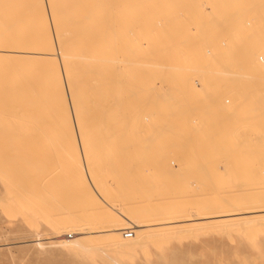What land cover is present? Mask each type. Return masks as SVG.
Returning <instances> with one entry per match:
<instances>
[{
  "label": "rangeland",
  "instance_id": "374dc122",
  "mask_svg": "<svg viewBox=\"0 0 264 264\" xmlns=\"http://www.w3.org/2000/svg\"><path fill=\"white\" fill-rule=\"evenodd\" d=\"M199 1L156 0L154 1L155 4L152 3L151 6H149V4L146 8H144L145 5H142L141 8L143 9V13L141 8H139V12H141L139 14L145 16L143 17L142 15V19H146V17L149 18L153 15L152 12L157 10L153 15V20L157 17L161 20V23L164 21V26L158 23L156 27L155 23L146 22V25L149 23L148 27H152L153 29H151L153 32H150V29L145 28V23L144 25H139L145 30L144 34V31L139 28L144 34H141L140 37L138 36L141 39L137 37L141 45L134 39L136 37L134 33H141L139 29L134 32L131 30L133 33H131L130 30L128 32L126 31L129 24L134 23L135 17H133L134 19L130 18L127 20L129 24L125 22V19H127L126 17L124 19L125 21H123V18L118 19L120 22L113 19L115 21L113 22L116 24L114 26H117L116 28H118L119 25H117V23L122 22V26H119L121 29L118 28L121 31L113 26L111 20L114 30L116 29L115 33L118 31V34H120V36H117L118 34L116 35V37H121V39H119L120 42L112 32L113 28L110 29L112 30L111 32L108 31L110 36L106 34L107 32L105 31L103 32V34H105H102L104 37H102V39L100 38V42L104 43L106 39L105 41L110 43L108 49L112 53V55L110 54L112 60L117 58V56L112 57L113 54H117L114 48L116 52H120L124 45L126 49V42L128 41L130 46H128L127 49L134 54L137 53L136 55L140 53H144L145 55L147 53L148 55L146 57H148V59L152 58L151 61L154 60V64L158 68L156 72H159V78H157V74L156 77L154 75L155 78H153L150 73L155 71L153 68L155 67L153 66L154 64L152 68H150L151 62L149 63L148 61L147 64V62H145L147 59L145 56H137L136 59H134V55L129 53L133 55L130 59L132 58L135 61L138 60L137 62L143 59L145 64L149 66L148 69H145L148 66H145L142 61L143 64H140L144 65L143 69L145 70H140L142 66L140 67V64L138 65V63H136L138 68L140 67L138 70L135 69L138 71V73L135 74L137 77L139 76L138 78H141L139 82H142V80H146L145 82L148 84L151 80L153 84L155 82L153 88H148L150 91L147 89L149 92L148 95L145 93L146 88L142 87L145 89H143L144 91L142 90L143 93H145L148 98L144 97L145 95L142 94L139 88L138 90L141 92L140 95H137V97L134 93H138V91H135V88L138 87L136 85L139 83L138 78H135L138 82L137 84L135 83L136 85L134 84V79H132L134 82L130 79L129 81H131V83L128 82V85H125L126 92L128 87L130 89L127 95H131L130 91L135 87L132 94L133 100L137 98L134 101H139L143 97L145 101L143 102L142 98L140 102L144 103L146 110L149 108L148 112L143 108V116L147 115V113L149 114L144 116L147 117L145 120H143L144 118L140 120L142 121L140 123L141 128H138L139 131L135 129L137 133L133 131L135 127H127L125 131L120 129L117 122H113V127H110L108 132L107 130H105V132L101 128L99 132L97 130L99 121L97 123L93 118H96L94 117L96 116L95 114L99 113L101 102H96V99L99 100V98H101L102 92L98 93L99 89H97L95 90L97 91V93L95 92L97 97L95 93H90L93 94V96L89 95L92 97L90 101L92 102L90 103L91 114L88 112L86 117L89 120V116L92 118L91 120H93V122L90 123L91 125H88V128L90 127V131L94 128V131L91 132L92 135L90 131H88V135L93 136L91 137L93 138V143L91 145L93 148L89 146L90 149L88 148L89 151L87 150V152H92L91 154L89 153L91 155V160H89L91 161L90 164L94 163L92 169L98 166L96 168L97 170H92V172L94 170L95 173L97 172V175L95 174V176L98 177L97 181L101 179V181H98V184L101 183L100 186L102 188L99 186L101 189L98 188L97 191L99 193H97L102 198L105 197L106 199H104L110 205L115 204V207L121 204V206H128V210L133 211L134 214L145 212L147 215L148 212L149 215L155 216L156 218L169 216L171 215L170 212L173 211L197 215L209 209L214 210L218 208L217 210H219V205H221L220 207H224V205L228 204L229 201L225 199H229V196L232 198L229 199L231 201L229 203H232V201L236 203L240 198V202H242L246 200L244 196L246 197L248 195L249 197L248 193L253 195L252 192L254 190L264 188V140H262V137H264V135H262L264 134V96L261 99H259L260 96L257 98L259 84L264 85V76H261V81L257 79L248 81V88L246 86L247 83L241 82L240 79L235 77L228 78L226 76L224 78V75L221 73L225 67L230 68L232 71L233 67L243 66V60L247 56L253 55L255 59H259L260 57L264 59V0H222L224 3H220V0L219 2L216 0H214V2L213 0ZM198 2L202 3V8L199 7L200 4H198ZM254 3H256V6ZM148 7L150 15L147 14L148 11L144 10H147ZM150 8L152 10H150ZM144 12H146L147 15ZM158 12H160V14ZM139 18L140 17L135 19V24L141 20ZM130 20L133 21L129 22ZM196 21L198 24L195 23ZM142 22L141 20L139 24ZM99 23L100 22L97 21V24ZM125 24L128 26L126 27ZM133 25L130 24L129 28H136V25L135 27H131ZM124 27L126 28L123 31ZM159 27L160 29L162 28L161 31L158 29ZM212 27L215 30H213ZM156 28L159 32H157ZM154 30H156V32ZM195 30H197L198 33ZM122 32H124V36L131 33L132 38L128 36L129 38L126 37L127 41L126 39L123 40L124 37L122 36ZM106 35L111 39L109 40ZM111 35L115 37H113V40ZM130 39L136 40L137 42H130ZM111 40H116V44H118V42L120 44L112 45L113 42ZM123 41H126L124 42L126 44H124ZM200 42L202 44H200ZM105 43L103 45L108 46V44L106 45ZM132 43L136 44V48ZM103 45L100 43L101 48L97 46V49L104 50L106 47ZM112 46L114 47L112 48ZM199 46H201V48H199ZM133 47L136 50L133 49ZM125 49H123L124 51L122 50V53H124L123 55L126 56V58H129L127 57L128 52L125 54ZM155 49H158V54L157 51H154ZM197 49L199 51L201 50V52ZM179 50L183 52L196 50L195 52L199 53L198 59L191 64H182L181 62L180 68L178 66L177 70H171V65L172 67L176 65L172 64L175 62L174 60L170 62L171 64L169 63L173 58L171 51L174 53ZM208 50H212V53L216 55L214 54V59L207 62L209 65L207 63L206 65L203 54H206ZM55 52V54H58L57 51ZM169 52L171 54L169 55L170 57L168 56ZM119 54L121 53L117 55L120 56ZM57 56L56 58H58ZM139 57L140 60L138 59ZM167 57H169L168 59L170 60L166 59ZM124 59L125 58H123V61ZM11 60L12 59H0V65H4L3 68L5 70L4 75L0 78V87L10 92L14 88L18 90L21 87L20 77L29 72L27 68L31 70L35 67L36 69H32V71L34 70L35 72H31L33 76L31 75L29 77L30 79L28 78L31 81V85L29 86L30 90L28 86V90L22 87V93L21 91L17 94L11 92V94L15 96L10 95L11 97L6 98L4 102L0 99V103L6 104L8 101V105L12 103V107H9L10 109L3 108L5 111L2 109L0 111V264H113L112 260L114 259L117 260L119 264H264V220H262V223H259V221L256 220V216L251 218H256L255 220L258 223L253 220L243 225L241 222L242 226L240 224H233L231 226L221 225L220 222L223 221L221 220L220 222L204 221L187 225L184 224L182 226L179 225L180 228H178V232L176 228L170 233V228H163L162 230L161 227L162 231L160 232L158 231L160 227L154 228L156 232L158 231L156 237H143L132 246V251L127 253L115 251L104 253L103 251L93 249L85 250L83 244L86 245L92 236H78L81 238L79 243L82 247L80 244L77 246L73 245L71 241L76 240L78 237L63 230V222L66 219L65 214L68 210L74 208L76 206L75 204L83 206L86 200L83 201L82 198L78 197L77 191H75L72 185L73 183L71 182L73 181L71 175L67 173L64 146L61 143L60 131L56 126V116L49 106L50 103H52L51 99H49V95L41 81L42 77H39L40 80L37 79L34 81L35 76L39 74L42 76V65L41 63H37L36 65L35 62H33L34 64L30 62H25L24 64V60ZM160 63H163L164 66L163 64L160 65ZM165 63H169L170 66ZM260 63H264V60L263 62L261 60ZM111 64L113 65L114 63L111 62ZM115 65H117L116 67L119 69V72L121 71L120 69L123 68H121V66H124L122 64L120 66H118L119 64H114L113 66L115 67ZM134 65L133 63V67L137 68V66L135 67ZM113 66L111 67L113 68ZM128 66L132 67V65ZM221 66L223 68H220ZM20 67H22V69H20ZM125 67H127V65ZM198 67L199 69H197ZM112 68L110 69L112 73L110 80L112 82L124 84L127 82L125 80L130 78L128 77L125 79L126 77L123 76L124 82L121 81L123 80L121 79L122 77H116L115 81H113V76L116 75V73L113 72L116 71H113L114 68ZM132 68L128 70L131 71V73L132 71L134 72ZM125 69L127 70L128 68ZM10 70L16 71L17 74H14V76L13 74H8ZM23 70H25V72H22ZM167 71L169 73H166ZM118 74H120V76L124 75V73ZM133 74L131 76H134ZM210 74L212 76H210ZM78 75H80L79 72ZM140 75H145L149 78L146 77V79L145 76L141 77ZM117 78L119 81H116L118 80ZM197 80H203L204 85H201L202 87L196 85ZM238 80L240 85L242 83H245V85L237 86ZM18 82H20V84L17 86ZM152 83L149 84L151 87L153 86ZM22 84H24V82ZM88 84L87 82V85ZM131 85H133V87ZM139 86L141 87L142 85L140 84ZM243 88L246 90L249 89L250 92L245 95V90ZM251 88L253 90H251ZM231 91H233V93ZM24 92H26L25 96ZM230 92L233 95H237L235 99H237L236 106L239 110H235L234 112V107L230 111L231 114L233 113L232 115L229 114V111H226L228 113L224 114L226 112L223 111L222 108L219 110L220 107L218 106V102L222 100H225L223 101V106L226 108L228 106L227 109L230 108L228 104L231 106L234 105L233 102L235 101L230 100L233 96ZM252 92H254V94ZM243 93L244 96L247 97L244 98V96H242ZM22 95L24 98H22ZM130 95L128 96L131 100L124 97L122 100L125 103L127 100L130 101L127 105L132 106L131 101L133 102V100ZM213 95L215 96L213 97ZM124 96L127 97L125 94ZM120 97L119 95V98ZM206 98L208 100H206ZM93 99H95V101ZM146 99H150V101L152 99L155 103L159 102L158 104L160 107L156 106L157 104L155 105V103L152 104V102L151 105L153 108L151 105L148 106ZM232 99H234V97H232ZM252 101H254V103ZM216 102L217 107H219L218 109H216L217 107L214 104ZM225 102L227 104H225ZM210 105L211 109H208ZM214 107L216 108L214 109ZM151 108L152 112L154 111L155 114H151ZM206 108L208 110H205ZM149 115L153 116L150 118ZM245 115L249 116L247 117ZM126 117L122 116L121 120L123 121L125 118V120L128 121L129 119V126V122L134 120L131 119V117H134L132 115ZM148 119H151V121ZM152 119L156 122L153 123L154 121H152ZM202 119L205 120L206 123ZM106 120L109 122V119L106 118ZM103 121L105 122L104 119ZM147 121L150 124H147ZM201 121L203 122L201 123ZM151 123L152 126L154 125L152 127L154 129H151ZM164 123L167 127L163 125ZM171 123H178V126H176V124L172 125ZM191 123L193 124L191 125ZM159 125H161L162 129ZM111 128H113V131L114 129H118L117 133H119L116 134V137L114 136L116 132L110 130ZM129 129L132 132L129 131ZM122 131H124V133ZM127 131L130 132V134ZM111 132L114 134H111ZM121 132L124 135H122ZM96 133H99V135ZM105 133L107 135L109 133V137H106ZM113 136L115 139L107 140V138H113ZM98 137L103 138L101 139V144ZM112 140L116 145H114ZM94 141L99 143H95ZM106 142L111 144L107 143L109 144L107 145L105 144ZM87 152L85 151V153ZM85 157L87 156L85 155ZM122 160L124 162H122ZM212 185L215 186L213 187ZM216 187L217 190H215ZM87 191L88 190H86V193ZM92 191L93 190H91V192ZM81 192L83 191H80V194ZM86 193L84 191V197L88 198L89 196V198L93 199V193H91L93 196H91V194L89 195V193L86 195ZM228 193L230 194L228 195ZM235 193L238 198L235 196ZM233 195L235 198H233ZM248 197L247 200L250 197L252 198V196ZM94 200H96L95 203H98L97 206L99 207L100 202H97L99 198L95 196ZM107 200H110L111 203ZM87 203L92 206L88 205L83 215L91 222H97L96 226H98L99 223H105L101 212L104 213V211L106 212L107 210L101 211L90 199ZM225 207L223 209H225ZM98 214L100 216H98ZM145 214H143V216ZM98 217L100 218V222L94 221L97 220ZM130 217L131 216H129V218ZM209 224L212 226H209ZM175 227H178V225ZM165 229H167V231H165ZM163 231H165V234ZM38 239L43 240L40 241L43 243L41 247L36 245ZM66 241H70V243Z\"/></svg>",
  "mask_w": 264,
  "mask_h": 264
},
{
  "label": "bare ground",
  "instance_id": "6f19581e",
  "mask_svg": "<svg viewBox=\"0 0 264 264\" xmlns=\"http://www.w3.org/2000/svg\"><path fill=\"white\" fill-rule=\"evenodd\" d=\"M154 1H156V0H0V59H2V60H4V59H12V60H15V61H17V60H21V61L24 60V64H25V62L26 63L27 62H30L32 64H34L33 62H35L36 65H37V63H41V65H42V70H41L42 71V73H41L42 76H40V74L38 73L39 75H37L38 77L35 76L34 81H36L37 79L40 80L39 77L40 78L42 77L41 81L43 82V86L45 87V89H46V91H47V93L49 95V99H51V102L52 103H50L49 106L51 107L53 114L56 116V126L58 127V129L60 131L61 143L64 146V157H65V161H66V165H67L66 166L67 167V171H68L67 173H69V175H71V178L73 180V181H71L73 183L72 185L74 186L75 191H77L78 197L82 198L83 201L86 200L87 202H89V199H90L92 201V203H95L96 200H97V199L94 200L95 199V196H96V197L99 198V200L97 202H100V203H99V207L97 206L98 203L97 204L95 203V206H97L98 209H100L101 211L107 210L106 212L104 211V213L101 212L102 217H103V220H104L105 223H101L100 224L99 223L100 222V218L99 217L97 218V220H94V221H99L98 222L99 223L98 226H96L97 222L96 223H93L86 216L83 215L84 214V210L86 209V207H88V205H91V204H88L86 201H84V205L83 206H80V204H75L76 206L74 208L68 210L67 213L65 214L66 215V219L63 222V230L64 231H66V232L68 231V232L74 234V236H77V237L78 236L79 237L80 236L81 237L82 236H92L88 240V243L87 244L85 243L86 245L83 244V247H84L85 250H92L93 249V250L103 251L104 253H110V251L127 253V252L132 251V249H133L132 246L135 243H137L139 240H141L143 237H147V238H149V237L150 238L151 237H156L158 235L157 232L158 231L159 232L162 231L163 228H170L171 230L170 229H169L170 231L168 230L169 233H170V232H172V230H175L176 228H177V232H178V230H179L178 228H180V226H182L184 224L187 225V224H191V223L204 222V221H209V222L210 221H215V222L216 221H219L220 222L221 220H223V221H221L223 223L220 222L221 225L231 226L233 224H236V225H239L240 224L241 225L242 223H243V225H245V223L247 224L249 222H252L253 220L255 222H257L256 220H258L259 223H262L263 222L262 220H264V188L258 189V190H254V191L251 190V191H253L252 192L253 195L252 194L250 195V193L247 192L249 194V197L252 196V198L250 197L251 198L250 199L248 197V195L245 194V195H247L246 197L244 196V198H246V200L245 201H242V202H240V199H241L240 198L239 201L236 202V203H234L233 201H232V203H229V202H231L229 199H232L229 196V199H225V200L226 201L228 200L229 201L228 204H230V205H228V204L227 205H224V207L226 206L225 209H223L224 208L223 206L220 207L221 205H219V208H220L219 210H217L218 208L214 207L216 209L213 208L214 210H210V209L209 210H205V212H203L201 214H197V215L196 214H185V213L173 211V212H170L171 215L166 216V217H163V218H161V217L160 218H156L155 216L153 217L152 215H149L148 212H147L148 217L145 214V212L144 213H136V214H134L133 211H129L128 210V206H125L124 205L125 206L124 207V206H121L122 205L121 204L120 205L121 207H120L117 204L118 207H115V204L114 205L113 204L110 205L109 203L106 202V200H105L106 198L105 197H104L105 198L104 199V198H102L101 196L98 195V193H99L97 191L98 188L99 189L102 188L100 186L101 183L98 184V181H101V179L100 180L98 179V181H97V178L98 177L95 176V174L97 175V172L95 173L94 172L95 170L92 172V170L93 169H96L98 166L92 169V165L94 163L93 164L92 163L90 164L91 161H89V160H91L90 159L91 158V155L90 154L92 152L91 153L90 152H87V150L89 151V149H90L89 146H91L92 143H93V138H91L93 136L88 135V131H90V127L88 128V125H91L90 123L93 122V120L97 121V123L99 121V123L97 125L98 129L97 128H95V129H97L100 132L99 129L101 128L102 130H104V131L107 130V132H108L109 128L110 127H113L112 126L113 125V122H115V123L117 122L118 123L117 125H118V127L120 129H123L125 131L127 129V127H130V128L131 127L132 128L135 127L133 131L136 132L135 129L138 130V128H141L140 127L141 126L140 123L142 121H140V120H142V118H144L143 120H145V118H147V117H144V116H147L149 114V113H147L149 111L148 110L149 108L146 110V108L144 107V103L143 102L145 101V99L143 97H142L143 100H142V98L140 99V100L143 101L142 103L140 102V100L139 101L138 100L137 101H134V100L137 99L135 97V95H134V97L136 99L133 100L132 94L134 92L133 90H134L135 87L131 89L132 90V91H130L131 95L128 94V95L132 96V100H133V102L131 101L132 106L127 105V104H129L130 101H128L126 99L127 102L125 103L122 100V98L123 97L124 98H129V96L127 95V92H129L130 89L128 87L127 88V92H126V88H125L126 87L125 85H128L127 84L128 82L131 83V81H129V80L130 79L131 80L134 79L135 82H134V80H132V81L134 82V84L135 83L137 84L139 82V80L141 79V78H138L139 76L137 77V75L135 74V73H138L137 70L141 66L142 67L140 68V70L148 69L149 68V66L147 65L148 64V61H149V63L151 62L150 63L151 64V67L150 68H152V65L154 64V60H152L153 63L151 61L152 58L151 59L149 58L150 59L149 60L148 57H146L148 55L146 53L147 51L145 52L146 53L145 55H144V53L143 54L140 53L139 55H136L137 53L134 54V53H132V51H130L129 49H127V47L130 46V45L128 44V41H127V38H126L128 36L131 37V33H133L134 31H137L139 28L142 29V27H140L139 25H142V24L144 25V23H145V26H146V27L145 26L144 27L146 29L148 28L150 30L152 29V27L151 28L148 27V24L150 22L153 23V24L155 23L156 24V27L158 26V23L159 24H162L164 26V23H163L164 21L161 23V20H159L157 17H156L157 21H156V19L153 20V15H154V13L157 10L156 11L154 10L155 12H152L153 15L150 16L149 18L146 17V19L145 18L142 19V15L143 14H139V13H141V12H139L140 11L139 8H141L142 5H145L144 8H146V6H148L149 4H150L149 6H151V4L154 3ZM210 1H212V0H210ZM216 1L219 2V0H216ZM199 2H198V4H200L199 7L202 8L201 7L202 3H199ZM213 2H214V0H213ZM221 2H222V0H220V3ZM222 3H224V2H222ZM254 4L256 6V3H254ZM234 5H235V3H234ZM204 9H205V7H204ZM252 9H253V7H252ZM142 10L143 9L141 8V11ZM144 10L145 11H148L149 10V7L147 8V10L146 9H144ZM150 10H152V9L150 8ZM201 10H203V9H201ZM142 13H143V11H142ZM144 13L146 14V12H144ZM150 13H151V11H150ZM158 13L160 14V12H158ZM247 13H248V11H247ZM147 14H149V11L147 12ZM236 14H238V13H236ZM156 16H157V13H156ZM125 17L127 19H125ZM133 17H135V19L138 18V17H140L139 19H141L143 21L141 24H139V22H141V20L138 21V23H137L138 24V28H137V24H135L136 21H135V19ZM143 17H145V16L143 15ZM122 18H123V21L126 20L125 21L126 24H129L127 22L128 19L133 18L134 21L133 20H130L129 22H132L133 21L134 23H130L131 25L134 24L131 27H135V25H136V28H134L135 29L134 30L133 28H129L130 24H129V26L125 24L126 27L128 26V29L126 31L128 32L130 30L131 33L127 34L126 36H124V32H122L123 34L121 33L122 36L124 37V38L122 37L123 40L126 39V41H127V42L126 41H123V43L124 42L127 43V44L126 43H124V44L127 45L126 46V49L129 50V51H127L124 48L125 45L121 49V51H120V48L121 47L119 46L120 47L119 48V51L120 52H116L115 48H114V51L117 54L118 53H121L119 55L122 56L124 54V53H122L124 51L123 49H125V54L127 52H128V54L129 53L130 54H133L134 55V59H136L137 56H141V55L145 56L148 59V60L146 59V61H145V62H147V64H145L144 60L142 59V61L144 62V65L145 66L146 65L148 66L145 69H143V66L144 65H141L143 63L140 60V57L138 58L140 60V62H137L138 60L135 61L132 58L130 59V57H133V55H130V54L129 55L127 54V57H129V58H126V56H124V55H123L124 57L123 56L120 57L117 54H113L112 57H114V56L116 57L117 56V58H114L112 60V58H111L112 53L108 49L110 43H108L107 41H105L106 39L104 40V43L106 42L105 44L106 45L108 44V46H104L103 45L104 43L103 42H100L101 39H102V37H104L103 35L105 33L103 34V32H105V31L107 32L106 34L109 35L108 31L111 32L113 30L112 32L115 34V37H116V35L119 32L117 31L115 33V31L118 28L121 29L119 26L121 25L122 22L121 23H117V25L118 24L119 25H118V28H116L117 26H114V25H116L114 23L115 22L114 20H117V22H118L119 21L118 19H122ZM237 18H238V16H237ZM144 19H145V21H144ZM160 19H162V18H160ZM111 20H112V22L114 21L113 22V26L116 28L115 30H114V28L112 26ZM158 20H159V22H158ZM97 21H99L100 23L97 24ZM203 21H205V20H203ZM101 22H103V23H101ZM146 22H149V23L146 25ZM195 23L198 24L197 21ZM227 25H229V24H227ZM231 26H232V24H231ZM126 27H124V29L122 28L123 31L125 30ZM110 29H112V30H110ZM158 29L161 31L162 28L160 29V27H159ZM212 29H213V27H212ZM131 30H133V32ZM142 30H140L141 33H139V34H136L137 32L134 33V35H136V37L135 38L133 37V38L136 39L138 42L136 40H133V39H130V42L133 41V42H137L138 44H140L139 43L140 40H138L137 37L138 36L140 37V35L143 34L142 33L143 31H144V34H145V30H143V31ZM152 30L150 32H153ZM156 30H157V28H156ZM156 30H154V31L156 32ZM213 30H215V29H213ZM219 30H221V29H219ZM119 31H121V30H119ZM195 31L197 32V30H195ZM157 32H159V31L157 30ZM207 33H208V30H207ZM108 35H106V36H108ZM106 36H105V38H106ZM109 36L107 38L110 40L111 38ZM117 36H120V34H118ZM113 37L114 36H112V40H113ZM116 38L120 42L119 39H121V37L120 38L119 37H116ZM139 39H141V38H139ZM159 40H160V38H159ZM115 41L116 40L112 41L113 42L112 45L113 44H115V45H119L120 44L118 41H117L118 44H116ZM99 42L104 47H106L104 50L103 49L102 50L97 49L98 48L97 46L100 47V43ZM121 42H122V40H121ZM209 42H211V41H209ZM200 44H202V43L200 42ZM132 45H135V48H136V44H133L132 43ZM113 47L114 46H112V48ZM137 47H139V46H137ZM205 47H207V46H205ZM135 48L133 47V49H135ZM199 48H201V46H199ZM137 50H139V49H137ZM157 50L155 49L154 51H157ZM212 50H213V48H212ZM212 50L211 51L208 50L206 54H203V58H205L206 61L203 60V59L202 60L205 61V64L207 62H209L210 60L214 59V54L215 53L213 54L212 53ZM55 51H57L58 54H55L56 53ZM112 51H113V49H112ZM195 51L190 50V51L183 52L182 50H179V51L174 52V53L171 51L172 57L174 59L171 57L172 60L169 61V63L174 60L175 62L172 63V64H176V65L175 66L173 65V67L171 65L170 69L171 70H175V69L177 70L178 66L180 68L181 62H182V64H185V63L191 64L192 62H194L196 59H198V56H199V53L198 52H195ZM219 51H221V50H219ZM133 52H134V50H133ZM136 52H139V51H136ZM199 52H201V50ZM153 54H154V52H153ZM157 54H158V51H157ZM55 55L56 56L58 55L57 56L58 58H56ZM169 55H171L170 52H169L168 56ZM154 56H155V54H154ZM118 57H120V58H118ZM169 57H167L166 59H168ZM123 58H125L124 61H123ZM166 59H164V60H166ZM259 59H260V62H261V60H262V62L264 60L263 57H260ZM259 59H257V58L255 59V57L253 55L252 56H247L243 60L244 61L243 62V66H241V67H238L237 66L236 67L237 69L234 68V67H233L234 68L233 69L231 67L232 68V71L230 70V68H226L225 67V69H223L222 70L223 72H221V73H222V75H224V78L226 76L228 78L235 77V78L240 79L241 82L247 83L246 86L248 87V84H249L248 81H250V80L253 81V79H257V80L261 81L262 80L261 79V76H264L263 75L264 74V63H260L259 62ZM168 60H170V59H168ZM226 61H228V60H226ZM111 62L114 63V64H119L118 66H120L121 64L124 65V66H121V68L123 67L125 71L122 68V69H120L121 71L119 72L118 71L119 69L116 67L117 65H115V67H114L113 66L114 64L112 65ZM132 62L135 64L134 65L135 67L137 66L136 63H138V65L141 63L140 64V67L138 68V66H137V68H134ZM130 63H132V64H130ZM169 63H165V64H168V66H170L171 63L170 64ZM161 64H163V63H160V65ZM126 65H127V67H125ZM128 65H132L133 68L130 67V66H128ZM3 66L4 65H0V78L4 75V72H5ZM111 66H113V68H114L113 71H116V72H113V73H116V75L113 76L114 77V80L113 81H115V78L116 77H120V78L122 77L121 79H123L124 77H126L125 79H127L128 77H130L127 80H125V81H127L126 83H124V84L121 83L120 84L119 82L118 83L117 82H112L110 80V77L112 76V73H111V70H110L112 68ZM153 66H155V64ZM163 66H164V64H163ZM34 68H32V69H34ZM125 68H128V69L126 70ZM130 68L134 69V72L132 71V73H131V71H128V70H130ZM153 68L155 69V71H152L151 72L152 74L150 73V75H152L153 78H155L156 77V74H157V78H159V72L158 71L156 72V70H158L157 66H155ZM220 68H223V67L221 66ZM20 69H22V67H20ZM32 69L30 70L29 68H27V70L29 72L27 74L26 73L25 74L22 73L24 76H21L22 74L20 75L21 76L20 77V81H21V85L20 86L21 87L18 90H16L17 88H14L13 90H11V92H13L14 94H17V93H19V91H21V93H22L23 91H22L21 88L24 87V88L27 89V86H28V89H29V86L31 85V81L29 80L30 79L29 77L31 75L33 76V74H31V72H35L34 70L32 71ZM115 69H117V70H115ZM135 69H137V70H135ZM197 69H199V67ZM207 69H209V68H207ZM122 71H124V72H122ZM22 72H25V70H23ZM78 72H79L80 75H78ZM117 72L118 73H122V74L124 73V75H121L120 76V74H118ZM215 72H218V71H215ZM166 73H169V72L167 71ZM172 73H173V71H172ZM221 73H220V75H221ZM8 74H13V76H14V74L16 75L17 72L14 71V70L13 71L10 70L8 72ZM132 74L134 76H131ZM154 75H155V77H154ZM174 75H176V74H174ZM144 76H141V77H144ZM172 76H173V74H172ZM172 76H170V77H172ZM210 76H212V75L210 74ZM146 77L147 76H145V78ZM170 77H169V79H170ZM135 78H138V82L136 81ZM147 78H149V77H147ZM153 78H151V79H153ZM213 78H216V77H213ZM202 79L204 80L203 77H202ZM203 80L202 81L201 80L200 81L197 80V82H196L197 84L196 85H199L200 87H202L204 85V81ZM0 81H1V79H0ZM34 81H33V83H34ZM116 81H119V79L116 80ZM121 81H124V79L121 80ZM145 81L146 80H142V82L140 81L137 85L135 84L136 86H138L137 88H135L136 89L135 91H138V93L137 92H134L136 94V96L137 95L139 96L141 92L144 95H145V93H147V95H148L149 94L148 91H150L148 88H153L155 86V82L153 84L151 82L152 80L150 81V83H152V85H153L152 87H151V85H149L150 83L148 84ZM172 81H173V79H172ZM23 82H24V84H22ZM87 82L89 83L88 85H87ZM238 82H239V80L237 81V83ZM144 83H145V85L147 84L146 85L147 87L144 85ZM191 83H192V81H191ZM239 83L237 84V86L240 85ZM245 83L244 84L242 83L240 86L245 85ZM19 84H20V82H18L17 86ZM140 84L142 85L141 87L139 86ZM131 86L133 87V85H131ZM142 87L146 88L145 93H143V91L145 89L142 88ZM138 88H139V90H141V92L138 90ZM245 88H243V89L245 90L244 93L246 95V94H248V92H250V90L249 89L246 90L247 88L246 89ZM97 89H99L98 90V93H101L102 92L101 93V96H100L101 98H99V96H98L99 100L96 99V102H99V101L101 102V103L99 102L100 103V110L98 111L99 113H96L95 112L96 113L95 114L96 116H94V117H96V118H93V120H91L92 118L89 116V118H90V120H89L86 117L88 115V112H89V114H91L90 113V107H91V104L90 103H92V102H90V101H91V98L92 97H90L89 95H92L93 96V94H90V93H95V92L97 93V91H95ZM147 89H148V91H147ZM27 90H26V92H27ZM177 90H179V89H177ZM251 90H253V89L251 88ZM194 91H193V93H194ZM11 92L8 91V90H6V89H3L2 87H0V99L3 102L6 101V98H8V97L10 98L11 96L14 95V94H11ZM26 92H24L25 94L23 93L24 96L26 95ZM231 92L233 93V91H231ZM231 92H230V94H231ZM96 93H95V95L97 97V94ZM244 93L242 94V96H244ZM252 93L254 94V92H252ZM124 94L127 97H125ZM194 94L196 95V93H194ZM199 94H201V93H199ZM119 95L121 96L120 98H119ZM147 95H145L144 97L148 98ZM231 95H233V94H231ZM24 96L22 98H24ZM191 96H193V95H191ZM214 96L215 95H213V97ZM263 96H264V85L263 84H259L257 98L259 97V99H261V98H263ZM27 97H28V95H27ZM232 97H234V99H235L237 97V95H233ZM232 97L230 98V100L235 101V102H233L234 105H232V106L230 104H228L229 107H230L229 109H227L228 106H227V108L225 106H223L224 105V102L223 101H225V100H222L221 102L220 101L218 102L219 103L218 106L220 108L217 107V102L214 103L215 106L217 107V108L214 107V109L215 108L216 109L219 108V110H221V108H222L223 111H225V112L226 111H229V114H231L230 111L235 107L234 110H233L235 112V110H238V107L236 106L237 105L236 104L237 99L234 100V99H232ZM245 97H247V96H244V98ZM244 98H243V100H244ZM220 99H222V98H220ZM93 100L95 101V99H93ZM129 100H131V99L129 98ZM206 100H208V99L206 98ZM149 101H150V99H146V103H147L148 106L151 105V102H152V104L155 103L154 101H152V99L150 101V104H149ZM252 102L254 103V101H252ZM7 103H9V101ZM7 103L6 104L5 103H0V104H2V105H0V111H1V109L3 110V108L8 109L9 107L10 108L12 107V105H11L12 103L9 104V105ZM158 103H155V105L157 104L156 106H159ZM248 103H249V100H248ZM208 104H210V103H208ZM225 104H227V103L225 102ZM156 106H154V107H156ZM197 106H199V105H197ZM247 106H249V105H247ZM151 107H152V105H151ZM207 107H209V106H207ZM128 108H130V109H128ZM143 108H145V110L147 111L146 112L147 115H144L143 116V113H144L143 112ZM152 108H151V112H152ZM91 109H93V108H91ZM208 109H211V105H210V108H208ZM208 109L206 108L205 110H208ZM3 111H5V110H3ZM243 111H245V110H243ZM227 113L228 112H226L224 114H227ZM151 114H155L154 111ZM196 114H197V112H196ZM130 115H132L134 117V118L131 117V119H134V120L133 121L131 120L132 122H129L130 125L128 126L129 119H128V121H126L125 118H124V120L122 121L121 120V117L122 116L126 117V116H130ZM152 116L149 115L150 118ZM245 116H247V115H245ZM106 118L109 119V122H107L108 120H106ZM154 118H156V117H154ZM202 118H203V116H202ZM103 119L105 120V122L103 121ZM148 120L151 121V119H148ZM205 120H203V121L205 122ZM208 120H209V118H208ZM152 121H154V120L152 119ZM203 121H201V123ZM155 122L156 121H154L153 123H155ZM99 124H100V126H99ZM108 124H111V125H108ZM147 124H150V123L148 122ZM171 124L172 125L173 124L175 125L176 123H171ZM177 124H176V126H178ZM192 124L193 123H191V125ZM163 125L166 126L165 123ZM92 126H93V124H92ZM121 126H122V128H121ZM153 126H152V123H151V129H154V128H152ZM159 126L161 128V125H159ZM230 126H232V125H230ZM120 129H119V131H120ZM110 130L113 131V128H111ZM117 130L114 129V131H113V132H116L115 135H114L115 137H116V134L119 133V132L117 133ZM92 131H94V128H93ZM92 131H90V134H91ZM124 131H122V132L124 133ZM129 131H131V130L129 129ZM122 132H121V134H122ZM127 132H126V134H127ZM128 133L130 134V132H128ZM96 134L99 135V133H96ZM111 134H114V133L111 132ZM108 135H109V133H108ZM108 135L106 134V137H109ZM122 135H124V134H122ZM262 135H264V134H262ZM114 136H113V138L112 137L111 138H107V140L115 139ZM100 137H98V139H99L100 144H101V139H103V138H100ZM125 137H126V135H125ZM126 138H124V140H127L128 139V138L127 139ZM262 138L261 139L264 140V137H262ZM118 140H119V138H118ZM105 141H106V139H105ZM112 141H111V143H112ZM95 143H99V142H95ZM107 143H109V142H106L105 144H107ZM111 143H109V144H111ZM113 143H114V141H113ZM103 144H104V142H103ZM109 144H107V145H109ZM114 145H116V143H114ZM101 147H102V145H101ZM91 148H93V147L91 146ZM85 151L87 153H85ZM85 155L87 157H85ZM120 162H121V160H120ZM122 162H124V161L122 160ZM80 189H82V190H80ZM224 189H222V190H224ZM79 190L80 191H83V192H81V194H80V191ZM86 190H88L87 193H86ZM91 190H93V191L91 192ZM215 190H217V187H216ZM84 191H85L86 195L88 193H89V195L91 193H93L94 196H93V194H91V196H93L92 197L93 199L89 198V196H88L89 199L87 197H84V195H85L84 194ZM94 191H95V193H94ZM229 194L230 193H228V195ZM235 196H236V193H235ZM235 196L233 198H235ZM247 197L249 198L248 200H247ZM107 199H108V196H107ZM108 202H110V200ZM126 207H127V209H126ZM93 210H95V209H93ZM99 214H98V216H100ZM143 214H145V215L143 216ZM129 216H131V217L129 218ZM133 216H135V217H133ZM253 216H256L257 219L256 218H254V219L251 218ZM95 219H96V217H95ZM257 223H256V225H257ZM211 224H209V226H212L213 225V224L212 225ZM177 225H178V227H175ZM205 226H207V225H205ZM159 227H160V230H158L156 232L154 230V228H159ZM161 227H162V230H161ZM185 227H184V231H185ZM196 227H194V228H196ZM188 228H190V227H188ZM188 228H186V229H188ZM191 228H193V227H191ZM125 229H131V238H129V239L125 238V234L123 232ZM165 231H167V229H165ZM165 231H163V233ZM173 232H176V231H173ZM62 234H64V233H62ZM79 237L76 240L71 241L73 243V245H76L77 246V245L80 244L79 241H80L81 238H79ZM125 239H127V240H125ZM40 241H43V240L38 239L36 245L41 247L43 243H41ZM66 242L67 243H70V241H66ZM81 247H82V245H81ZM112 263L113 264H119L118 261L115 260V259L112 260Z\"/></svg>",
  "mask_w": 264,
  "mask_h": 264
},
{
  "label": "built area",
  "instance_id": "2783aa9c",
  "mask_svg": "<svg viewBox=\"0 0 264 264\" xmlns=\"http://www.w3.org/2000/svg\"><path fill=\"white\" fill-rule=\"evenodd\" d=\"M125 238H131V230H124Z\"/></svg>",
  "mask_w": 264,
  "mask_h": 264
}]
</instances>
